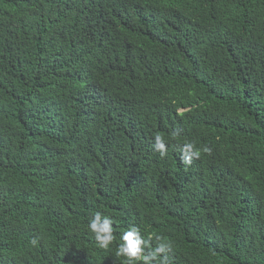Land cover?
Returning <instances> with one entry per match:
<instances>
[{
  "label": "trees",
  "instance_id": "16d2710c",
  "mask_svg": "<svg viewBox=\"0 0 264 264\" xmlns=\"http://www.w3.org/2000/svg\"><path fill=\"white\" fill-rule=\"evenodd\" d=\"M130 226L264 264V0H0V264H124Z\"/></svg>",
  "mask_w": 264,
  "mask_h": 264
},
{
  "label": "clouds",
  "instance_id": "9594fccd",
  "mask_svg": "<svg viewBox=\"0 0 264 264\" xmlns=\"http://www.w3.org/2000/svg\"><path fill=\"white\" fill-rule=\"evenodd\" d=\"M154 148L161 154V156L166 154V145L160 135L155 136ZM184 151L191 154L190 156L182 157L183 163L186 165L191 163V158L193 156L197 158L200 156V151L194 150V145L192 143L185 144ZM112 225V219L108 216H104L99 211L95 212L93 218L90 219L87 225L88 230L94 235V238L100 248L108 249L115 239ZM160 239L161 238L159 236L156 237L158 242ZM151 240V235H149L147 239H144L141 237L140 230L136 226H130L129 229L120 237V243L116 250V256L125 257L126 260L124 261V264H136V262H142V264H152V261L156 259L157 253L164 251L165 248L170 249L171 243L167 241L163 243L159 242V247L154 252L144 254L141 245H148ZM30 244L33 247L37 246V238L31 239Z\"/></svg>",
  "mask_w": 264,
  "mask_h": 264
}]
</instances>
